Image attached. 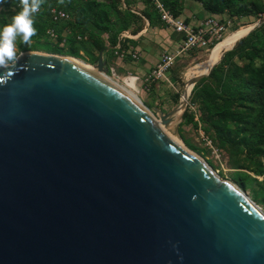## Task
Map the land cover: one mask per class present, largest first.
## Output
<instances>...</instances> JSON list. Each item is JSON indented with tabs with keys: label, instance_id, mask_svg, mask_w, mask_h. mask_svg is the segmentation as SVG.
Instances as JSON below:
<instances>
[{
	"label": "water",
	"instance_id": "95a60500",
	"mask_svg": "<svg viewBox=\"0 0 264 264\" xmlns=\"http://www.w3.org/2000/svg\"><path fill=\"white\" fill-rule=\"evenodd\" d=\"M73 60L0 68V264H264L261 209L159 127L190 94L156 124Z\"/></svg>",
	"mask_w": 264,
	"mask_h": 264
},
{
	"label": "trees",
	"instance_id": "16d2710c",
	"mask_svg": "<svg viewBox=\"0 0 264 264\" xmlns=\"http://www.w3.org/2000/svg\"><path fill=\"white\" fill-rule=\"evenodd\" d=\"M190 1L199 4L211 16L226 14L230 19L253 18L255 21L264 17V0ZM162 2L178 18L186 0ZM137 4L143 7L139 12L134 10ZM21 9L20 0H3L0 29L11 23ZM54 9L65 12L67 18L54 22L51 16ZM34 16L37 34L31 38L33 47L26 49L27 44L21 41V52L38 51L34 45L49 39L47 32L52 30L56 34V47L46 53L76 58L85 51L91 62H97L99 55L109 49L127 53L135 43L128 38L120 39V35L138 34L144 22L152 27H164L151 0H63L62 3L61 0H44ZM65 31H68L67 36L62 37ZM179 36L181 42L183 35ZM65 45L71 55L61 53ZM179 97L175 94L173 98L176 104ZM191 107L198 112L201 129L215 146L229 154L235 168L247 170L236 172L233 182L243 192L249 188L251 200L264 207V24L239 40L209 76L194 85L183 114L186 123H192L195 116ZM194 125L197 127V123ZM185 143L189 149L200 153ZM257 177H262V181Z\"/></svg>",
	"mask_w": 264,
	"mask_h": 264
},
{
	"label": "rangeland",
	"instance_id": "374dc122",
	"mask_svg": "<svg viewBox=\"0 0 264 264\" xmlns=\"http://www.w3.org/2000/svg\"><path fill=\"white\" fill-rule=\"evenodd\" d=\"M142 8H143L142 5L137 4L134 10L136 12H139ZM188 15H192L190 17L192 19H195L198 17L197 19L200 20L198 24H200L201 22H203L204 20L208 18H214L216 20H219L221 24L226 26V31L222 34V39L220 41H217V43L213 47L212 45L214 43L212 45H209L208 48H205V49L195 48L191 50L189 53L178 58L175 61L174 66L171 67L169 71L167 72L166 79H158L152 82L145 81L149 73L154 68L152 66L151 61L149 60L150 62L149 64H151L149 69H147V67L146 68L142 67V69H138L137 66L143 65V59L145 58V55L142 54V50L133 49L134 47H136L137 42H139V38L136 39L135 45L132 46V49L131 48L129 49L130 51L129 53L128 52L127 53L118 52V49H113V50L109 49L105 53L101 54L102 62H103V70L100 73H102L105 77L109 78L112 82L119 85L121 88H124L126 91L131 93L134 97L138 98L142 102V104L145 106V108L148 109L151 115L157 120H159L161 115L167 114L168 112L176 108L180 104L181 98L182 100L185 99L187 92H188V87L190 85L189 81L195 78L196 76L202 74L203 70L207 68L206 67L202 69L201 72L199 71L196 74V71L199 70L200 66H203V64L212 61L213 59H215L216 57L220 55L221 50L215 51V49L220 43L224 41V39L227 36L241 29L243 32L244 29L254 24L255 22L259 21V20L255 21L253 18H243L239 20L230 19L228 18L226 14L221 15V16H211L208 13H206L202 9V7L196 2L186 0L184 4V10L178 18L183 20L184 22L185 20H187L186 24L191 25L189 23L190 19L187 17ZM197 25H191V26H197ZM154 29L155 27L149 26L147 22H144L143 29L141 31L147 30V32L144 33L143 38H145L146 40H150L151 38H154L155 42L158 41V39L165 38L164 34L163 36H161L156 31H155L156 33H152ZM168 29H169L168 35L176 38V42L178 43L180 41V36H175L176 32L170 28ZM67 33L68 31H65L62 37H66ZM53 34H54V37H56V34L54 32ZM138 34L132 35V33H130L127 35L134 38V36H137ZM48 36L50 37L49 39H45L37 44L34 43L35 44L34 47L38 50L37 52H40V53L52 52L53 48L56 47L55 46L56 38L54 39L53 36L51 38L49 34ZM241 37H243L242 33H241L239 40L241 39ZM140 40H141V37H140ZM21 41H22V38L17 39L18 49H19V45ZM31 44L32 42L27 44L26 49H31V47H33ZM155 45H157V47L155 50L152 51L153 53L152 56L158 58V59L157 58L153 59V62H155L156 64L159 62L164 52H173L180 46L178 45L176 48H174V46H168L167 48H165L164 45H161L157 42L155 43ZM64 49L65 51H62L61 52L62 54L71 55L70 54L71 51L68 50L67 45H65ZM19 51L21 50L19 49ZM147 51H151V49L150 50L147 49ZM24 52H27V51H24ZM133 54H136L137 59L132 58ZM65 57H68V56H65ZM71 58H74V57H71ZM117 58H119V66H122L123 65L122 63H125V64H129L130 66H136V68L138 69V70H132L133 72H135L133 76L138 77V79L134 82L133 85L126 84L125 79L119 78L118 76H116L117 73L121 74V71H118L120 67H117L115 65L116 63L115 61ZM74 59L84 64L85 66H89V67L96 69L97 62H91V58L85 51L80 52V55H78V57ZM175 94L180 95L178 99L179 102L177 104L174 102V99H173ZM188 102H189V98L187 100V105H188ZM185 110L182 111L179 115L173 117V119L171 120L169 127H171L170 125L173 126L172 127L173 134L176 137L178 136L180 138V141L182 142L181 145H183L184 148H186L190 153L195 154L197 157L201 158L203 161H205V163L211 166L212 170L222 180L236 185L233 182L234 174L236 172H247V170L235 168L233 164V159L230 158L229 154L225 152L224 150L217 148L215 144L213 143L212 139L210 138V136L206 135L203 132V130L201 129V125L199 124V121H198V112L196 111V109H194V107L190 108V110L193 111V113L195 114L193 122L186 123L185 119L183 118V114ZM194 123H197V127L194 125ZM175 131L176 133H174ZM180 136H182L183 139H181ZM185 142H187L188 144H190L197 150H200V153H197L189 149V147L186 145ZM257 180L262 181V177H257ZM244 193L246 194L247 197L250 198L251 191L249 188ZM257 206L264 213V207L262 205H257Z\"/></svg>",
	"mask_w": 264,
	"mask_h": 264
},
{
	"label": "built area",
	"instance_id": "2783aa9c",
	"mask_svg": "<svg viewBox=\"0 0 264 264\" xmlns=\"http://www.w3.org/2000/svg\"><path fill=\"white\" fill-rule=\"evenodd\" d=\"M155 10L158 12L160 21L167 27L175 31L177 34L183 35V40L180 46L173 52H164L156 64L154 69L149 73L146 78V82H152L158 79H166V74L173 66L175 61L181 56L189 53L195 48L205 49L209 45H212L215 41L222 39V34L226 31V26L221 24L219 20L214 18H208L198 24L197 26H191L186 24L183 20L174 17L165 7L162 0H151ZM52 20L54 22L64 20L67 15L63 11L51 10ZM52 38L54 34L52 31H48ZM127 36V33L120 35V39ZM56 37H54L55 39ZM133 59H137L136 54L132 55Z\"/></svg>",
	"mask_w": 264,
	"mask_h": 264
},
{
	"label": "clouds",
	"instance_id": "9594fccd",
	"mask_svg": "<svg viewBox=\"0 0 264 264\" xmlns=\"http://www.w3.org/2000/svg\"><path fill=\"white\" fill-rule=\"evenodd\" d=\"M0 3H3V0H0ZM43 3L44 0H20L22 9L12 17L11 23L0 29V68L14 67L23 56V52L18 49L17 39L22 38L23 43L29 44L31 38L37 34L34 14L40 10Z\"/></svg>",
	"mask_w": 264,
	"mask_h": 264
},
{
	"label": "crops",
	"instance_id": "0c3cea01",
	"mask_svg": "<svg viewBox=\"0 0 264 264\" xmlns=\"http://www.w3.org/2000/svg\"><path fill=\"white\" fill-rule=\"evenodd\" d=\"M200 15H199V17H200ZM191 16L192 15H188L187 16L190 19V22L189 23L191 25H197L200 22V20L197 19L198 17L195 18V19H192V18H190ZM201 21H202V19H201ZM168 30L169 29L167 27H165V26L162 27V28H159V29H158V27H155V29L152 31V33L158 32V34L161 35V36H163V34H164L165 38H162L161 37L162 39H158V41H156L157 43H159L161 45H164L165 48H167L168 46H174V48H176L178 45H180V41L177 43L176 42V38H174L172 36H169L168 35ZM146 32H147V30H143L137 36H134V38H132L131 36H128V35L125 37V38H128V39H132L134 41V43L136 42V39L139 38V42H137L136 47H134L133 49L134 50L135 49L142 50V54L145 55V58L143 59V65L137 66L138 69H142V67H144V68L147 67V69H149L150 68V65H151V64H149L150 63L149 60L151 61L153 68L156 66V63L153 62V59H155L157 57H153L152 56L153 55L152 51L156 49L157 45H155L156 42H155L154 38H151L150 40H146L145 38H143V35ZM179 35L180 34H177L176 33L175 36H179ZM140 37H141V40H140ZM131 49H132V46H131ZM147 49H149V50L151 49V51H147ZM129 52L130 51H128V53ZM146 52H148V53H146ZM115 62H116L115 65L117 67H120L118 71H121V74H119V73L116 72L117 73L116 76H118L119 78L125 79V83L126 84L133 85L134 82L138 79V77H134L133 76V74H135V72L132 71V70H138L136 68V66H130L129 64H125V63H122L123 65L122 66H119V58H117Z\"/></svg>",
	"mask_w": 264,
	"mask_h": 264
},
{
	"label": "bare ground",
	"instance_id": "6f19581e",
	"mask_svg": "<svg viewBox=\"0 0 264 264\" xmlns=\"http://www.w3.org/2000/svg\"><path fill=\"white\" fill-rule=\"evenodd\" d=\"M249 28H250V26L247 27L246 29H244L243 32H242V29H241V30H239V31H237V32H235V33H232V34H230L229 36H227V37L224 39V41H223L222 43H220V44L216 47V49H215V51H219V50H221L220 55H219L218 57H216L215 59H213L212 61L203 64V66H200V67H199V70L196 71V74H197L199 71L201 72L202 69L208 67V66H209L210 64H212L213 62L219 60V59L221 58L223 52L226 51V50H228V49H230L231 47H233V46L236 44V42L239 40V38H240V36H241V33H242L243 36H244V35L247 33V31L249 30ZM73 61H75V62H77V63L83 65V66L85 67V69L88 70L89 72H92V73H94V74H97L99 77L103 78L104 80L110 82L111 84H113L114 86H116L117 88H119L120 90H122L123 93H124L125 95H127L131 100H133L136 104H138V105L140 106V108H143V109L145 110V112H147V113L151 116V118L154 120V122H155L156 124H159V120L155 119V118L151 115V113H150L146 108H144L143 104H142L141 102H139V100H138L136 97H134L131 93H129L128 91H126L124 88H121V87H120L119 85H117L116 83L112 82L109 78L105 77L102 73L97 72L95 68H92V67H89V66H85L84 64L80 63V62L77 61V60H73ZM191 88H192V85L190 84L189 87H188V92H187L186 97H188V95L190 94ZM186 97H185V98H186ZM184 100H185V99H184ZM184 100H183V101H184ZM180 113H181V111H179L175 116L179 115ZM170 126H171V127H169V126L166 127V126H164V125L159 124V127H160V128L165 132V134L169 137L170 141H172L174 144H176L178 147H180V148L183 149L184 151L188 152L189 154H192V153H190L186 148H184L183 145H181L182 142L180 141V139H178V138L173 134V131H172V127H173V126H172V125H170ZM192 155H194V154H192ZM195 156H196V155H195ZM196 157H197V156H196ZM198 158H199V157H198ZM199 159H200V158H199Z\"/></svg>",
	"mask_w": 264,
	"mask_h": 264
}]
</instances>
